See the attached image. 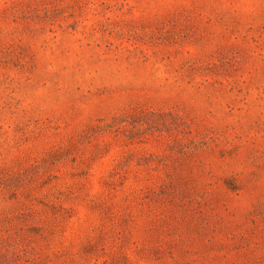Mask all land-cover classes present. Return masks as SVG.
Wrapping results in <instances>:
<instances>
[{
  "label": "rangeland",
  "instance_id": "374dc122",
  "mask_svg": "<svg viewBox=\"0 0 264 264\" xmlns=\"http://www.w3.org/2000/svg\"><path fill=\"white\" fill-rule=\"evenodd\" d=\"M0 264H264V0H0Z\"/></svg>",
  "mask_w": 264,
  "mask_h": 264
}]
</instances>
